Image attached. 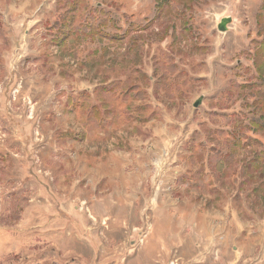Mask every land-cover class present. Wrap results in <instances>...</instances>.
<instances>
[{
    "label": "rangeland",
    "instance_id": "374dc122",
    "mask_svg": "<svg viewBox=\"0 0 264 264\" xmlns=\"http://www.w3.org/2000/svg\"><path fill=\"white\" fill-rule=\"evenodd\" d=\"M263 6L0 0V264H264V207L224 161L235 118L255 135Z\"/></svg>",
    "mask_w": 264,
    "mask_h": 264
},
{
    "label": "trees",
    "instance_id": "16d2710c",
    "mask_svg": "<svg viewBox=\"0 0 264 264\" xmlns=\"http://www.w3.org/2000/svg\"><path fill=\"white\" fill-rule=\"evenodd\" d=\"M166 1V0H164ZM264 10V6L262 7ZM64 22H69L68 27L73 28V36L76 38H84L90 36L93 31V26L89 29L85 27L71 26V12L68 10L60 18ZM91 20L87 17L86 21ZM105 27V26H104ZM108 27V26H107ZM63 29V28H62ZM261 40H255V56L256 60L253 62V66L256 72V77L252 81H247L245 84L238 86L240 91L248 92L252 94L254 100L248 104L250 108L249 115L245 120L249 119V124L252 127V131L255 133L254 136H246L241 132H237L236 128H242L243 119L239 120L238 117L232 121L235 132L227 140V155L224 158L226 163L229 162V157L235 156V150L240 152L238 157L239 166L236 168L240 169V186H246L247 198L253 197L252 205L261 203L264 207V67L258 58L262 50H264V34L258 33ZM259 42V43H258ZM248 93H245V98ZM244 117V115H243ZM257 134L262 136L263 142L259 140Z\"/></svg>",
    "mask_w": 264,
    "mask_h": 264
},
{
    "label": "water",
    "instance_id": "95a60500",
    "mask_svg": "<svg viewBox=\"0 0 264 264\" xmlns=\"http://www.w3.org/2000/svg\"><path fill=\"white\" fill-rule=\"evenodd\" d=\"M230 21H231V19L229 17L223 18L221 20V22L219 23V25H218V29L220 31H223V32L226 31L227 30V25L229 24ZM199 104H200V102H196L195 106L197 107V106H199Z\"/></svg>",
    "mask_w": 264,
    "mask_h": 264
}]
</instances>
